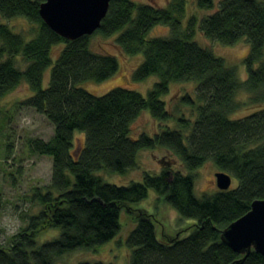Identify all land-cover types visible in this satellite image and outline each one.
I'll return each instance as SVG.
<instances>
[{
	"label": "trees",
	"instance_id": "trees-1",
	"mask_svg": "<svg viewBox=\"0 0 264 264\" xmlns=\"http://www.w3.org/2000/svg\"><path fill=\"white\" fill-rule=\"evenodd\" d=\"M45 1L0 0L2 18H23L37 26L35 37L27 41L0 24V100L25 82L33 96L22 105L35 109L54 126L49 141L30 142L33 153L52 159L51 185L35 189L32 200L40 210L27 217V227L12 237L8 247H0V264H56L66 255L95 251L120 232L122 210L136 224L127 239L130 264L240 261L243 256L224 244L221 235L250 211L254 201L264 200V0H222L216 13L200 23L201 32L211 41L235 46L245 40L249 45L244 61L248 77L243 83L223 59L193 42L197 18L183 28L186 0H167L166 8L111 0L95 34L104 38L120 34L116 45L125 55H143L133 73L134 81L158 78L146 97L124 88L98 97L81 88L86 82L113 78L118 61L115 56L92 52L89 36L67 41L54 33L40 17ZM196 2L201 10L215 7L214 0ZM158 26L168 27L170 37L148 40ZM60 44L65 48L53 65L52 50ZM18 58L25 69L17 66ZM51 66L50 83L44 89V74ZM190 82L198 84L196 100L186 96L182 104L194 111L193 123L179 118L177 131L167 128L153 137H131V127L144 111L160 123L171 121L162 98L169 94L172 83ZM241 91L249 95L247 106L262 109L232 120L230 116L245 107L237 101ZM76 133L84 135L85 141L75 155ZM157 149L179 159L190 175L165 168L160 175L146 174L143 183L127 187L107 184L96 175L102 171L125 175L136 169L140 152ZM208 162L236 178L239 186L196 197L192 173ZM149 190L182 218L193 221L188 237L159 238L155 216L134 207L148 197ZM3 211L0 194V233ZM55 229L61 232L57 239L38 245V235ZM243 264H264V256L252 252Z\"/></svg>",
	"mask_w": 264,
	"mask_h": 264
},
{
	"label": "rangeland",
	"instance_id": "rangeland-1",
	"mask_svg": "<svg viewBox=\"0 0 264 264\" xmlns=\"http://www.w3.org/2000/svg\"><path fill=\"white\" fill-rule=\"evenodd\" d=\"M138 4H150L160 8L167 7V0H133ZM222 0H214L213 10H201L197 7L196 0H186V14L182 21L186 29L191 18L198 20L193 42L203 49L210 50L217 58L223 59L227 67L235 69L239 82L247 80L248 71L244 63L248 57L250 47L245 40L235 46H224L218 42L207 39L200 30L201 20L213 15L219 8ZM0 24H5L16 34L24 36L27 41L33 39L37 33V26L30 24L26 19L15 18L11 20L0 16ZM170 29L164 26L154 28L148 35V40L170 37ZM120 34L111 38H104L98 34L90 38V50L101 55L115 56L118 64V73L103 83L86 82L81 88L91 94L101 97L117 88H124L138 92L144 97L158 82V78L151 77L138 83L133 79V73L142 64V54L136 56L125 55L116 45V39ZM65 45L60 44L52 50V61L55 65L59 54ZM264 61V58L263 60ZM261 62L255 66L259 68ZM17 66L25 69L26 64L22 58H18ZM53 66L44 74L43 88L49 86ZM196 82L172 83L169 94L162 98L166 103L172 120L168 123H160L154 120L149 111H144L131 127V137L137 139L142 134L155 136L164 129L179 130V118L196 119L194 111L182 104V99L190 96L196 100ZM33 96L29 85L23 82L15 91L0 100V194L4 200V211L1 221L0 247H8L13 236L19 234L27 227V217L36 215L40 208L33 200L36 188L45 190L51 185L52 159L35 154L30 149L32 140L40 139L49 141L54 134V126L48 119L35 109L22 105L23 102ZM237 101L245 105L230 119L237 120L259 112L262 108L248 105L249 95L241 91L237 95ZM187 136V133H185ZM85 136L75 134L76 155L83 143ZM168 164V166H167ZM165 168H172L185 176L190 175L181 164L180 160L164 149L147 150L138 154L137 167L125 175H111L102 171L96 175L104 182L118 187H127L132 183H143L144 176L151 174L158 176ZM220 171L214 163L208 162L203 167L193 172L195 177V195L198 198L212 196L220 190L216 183V175ZM239 186L236 178L232 177V185L229 190ZM136 209H144L155 216V225L160 239L179 235L188 237L193 232V221L182 218L171 206L162 201L154 190H149L148 197L134 206ZM120 232L108 243L95 251H78L60 258L56 264H130L131 250L127 246V239L136 227L127 211L122 210L120 215ZM181 232V234H179ZM60 230H49L38 235V245L53 241L60 236Z\"/></svg>",
	"mask_w": 264,
	"mask_h": 264
},
{
	"label": "water",
	"instance_id": "water-1",
	"mask_svg": "<svg viewBox=\"0 0 264 264\" xmlns=\"http://www.w3.org/2000/svg\"><path fill=\"white\" fill-rule=\"evenodd\" d=\"M255 1V0H249ZM111 0H46L40 6L43 22L58 36L76 41L93 36L107 16ZM220 191H228L232 176L225 172L216 175ZM221 240L243 258L252 252L264 256V200L252 203L250 211L222 231Z\"/></svg>",
	"mask_w": 264,
	"mask_h": 264
}]
</instances>
